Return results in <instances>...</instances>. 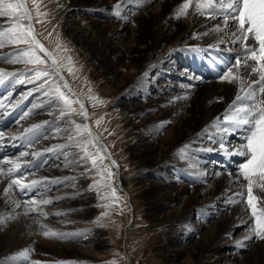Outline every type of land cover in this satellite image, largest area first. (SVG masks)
Returning a JSON list of instances; mask_svg holds the SVG:
<instances>
[{"label": "rangeland", "instance_id": "1", "mask_svg": "<svg viewBox=\"0 0 264 264\" xmlns=\"http://www.w3.org/2000/svg\"><path fill=\"white\" fill-rule=\"evenodd\" d=\"M138 1H122V5L125 4L128 8L137 4L138 6H136L135 10L116 7L117 14H107L100 7L102 2H96V0H36V4L28 0V7L34 17L33 25L37 32L41 33L37 36V39L44 45L47 52L52 53V56L57 59L60 67L59 76L56 75L55 69L51 64V58L47 56L46 52L38 53L46 60V63L36 65L24 63L23 60L26 58L19 57L16 54L28 49L30 47L29 44H8L5 38L4 47H0V61L4 60V56L9 57L11 61H18L14 63L16 65L14 67L17 70L19 69V72L15 74L13 71L15 74L14 78L21 79L32 90V94H36L35 97L39 101L41 100V103L37 100L39 108L35 107L37 110H42L38 118L30 120L31 116L29 115L35 114L36 110H32L33 112L28 114L27 122L31 121L33 123L30 134L33 136L40 131L42 135L44 132L47 135L50 129L53 128L56 133H59V139L62 142L65 140L64 144L59 146V148L55 149L54 147L51 149L50 147L52 146L45 147L46 163L38 160L32 167L25 163L20 164V167H22L21 175L14 176V178H19L23 184H32L33 181H36L34 185H39L38 189L40 191H44V189L52 190L50 191V196L48 195L49 198L55 195V189H59L65 197L57 199L59 202L53 201L57 204L63 202L61 209L64 212L59 211L57 213L58 218L64 219L66 217L67 221L84 219L88 222V224L79 227L77 231L78 241H81L82 237L86 236H89V239L92 237L91 241L99 238L103 240L102 244L95 247L100 255L91 253L85 256L78 246L79 243L72 241L71 238L68 240L72 241L73 245L71 244V247L67 246L62 249L55 241L52 242V237H48L50 242H47L32 234L33 237H30L31 241L29 243H23L22 245V242H17V247L14 246L5 254L6 256L3 255L0 258V264H166V254L159 247L163 242L172 241L173 234H171L170 230L175 225L172 223L167 225L165 223L171 215V210L177 205H181L182 202L184 203L186 197L192 196L197 189H211L206 183L208 179L203 173L204 166L206 167L207 164L198 163V155L196 156L195 153L192 154V151H189L188 144H185L184 136L179 137L175 143L169 144L162 164L154 166L158 158L159 144L162 143V138L169 135V130L174 125V120L167 113H164L165 106L155 102V96L151 94L152 90L150 91L147 87L148 81L151 82L152 80V75L147 69L141 68L147 58V54L142 51L141 46L155 41L157 32L155 22L148 20L141 26L135 21L132 24L130 23L131 25L125 31L127 37L133 38V42L128 40L124 46L120 43V39L113 36V29L119 25L120 21L125 19L124 14L137 15L140 8ZM180 2L178 1L176 5L171 2L169 4L170 7L164 11V15L167 16L170 12L179 11L177 9ZM36 5H39L41 13L46 14L38 18L43 23L36 22ZM67 8H70L71 11L69 15H66ZM5 20L10 22L9 26L12 24L11 17H6ZM211 20L215 21L216 19ZM218 22L217 24L222 23L220 20ZM23 23L27 24V21ZM208 27L199 34L200 37L192 44L179 48L184 51L187 50L191 54L190 58L200 63L201 66L204 62L211 64L214 61V57L217 56L215 53L223 54L224 52L221 51L223 45H220V47L215 44L214 40L219 35L213 28L215 26L209 23ZM177 32H180V30ZM175 38L176 36L174 35L173 39ZM250 40L247 43H252ZM167 41L169 40L167 39ZM226 59V63L230 64L227 57ZM183 61H185L184 58L177 61V63L180 66H184ZM248 63L251 64L252 62L249 61ZM227 64L225 65L227 67H225L226 73L231 65ZM2 65L0 62V66ZM167 65L169 63L162 68L166 69ZM69 68H71V71H69ZM209 68L211 69L212 66ZM238 68L239 70L236 72L232 66V74L234 76L244 75V69L242 67ZM35 69L50 72L52 78L42 77L37 80L34 76ZM222 69L224 71V68ZM161 72L164 71L161 70L159 72L156 81H161L166 77L168 78V76L169 78L171 77L169 74H165L164 76L166 77H160L163 75ZM193 73L195 75L199 74L196 71H193ZM131 74H139L140 77L139 79L136 78V80L130 78L128 81H124ZM255 79L258 80V74L246 76L243 91H241V85L238 80L237 82H229L231 87L229 90L223 91L219 86L220 76L213 74L212 77L200 79V82L193 88L191 95L188 97L193 99L195 115L191 125L184 126V133L207 121L210 118L208 113L211 111L210 113L213 114L211 120L215 124H219V127L216 128L222 132H220L222 139L225 136L222 129L225 126H229L227 121L224 120L225 115L230 113L234 107L241 106V101H236V96L244 97L251 90L248 85L252 84ZM45 80L49 82L44 83ZM13 81L8 85L10 86ZM65 83H67L68 88L64 87ZM57 84L73 100L82 102L88 113L87 120L82 115H76L75 113L72 114L71 118L76 123L87 124L91 132L94 128L98 136L105 142V146L110 153L97 140L94 141V144L87 145V155L83 153L80 146H77L76 140L88 139L89 137H87V134L83 137L77 136L74 131V125L67 123L69 116L67 114L61 115L63 101L59 100L52 92ZM252 87L258 89L259 85H252ZM69 89L71 90L70 92ZM73 93L75 94L74 96L72 95ZM258 96L259 94L256 97L257 101H259ZM92 97H95V99H92ZM156 97L158 96L156 95ZM124 99H133V102L137 101L139 104L126 106L122 104ZM243 103L249 104L253 103V101L244 100ZM28 107L29 112L34 108V106ZM73 107L77 112L80 111L79 103H74ZM23 108H20L18 113H21L24 110ZM18 113L11 111V114L7 115L8 117L5 116V119L2 117L4 125L9 124L11 126L12 118L16 119ZM53 117L66 118V122L61 123L59 119V122L55 123L53 122ZM97 120L100 121L99 125L96 123ZM7 128L3 127L2 130ZM62 131L66 135H63ZM237 133H239V130L232 128L231 135L228 134L226 138L229 137L231 139ZM70 136L73 139L70 140ZM5 138L7 140L10 136H5ZM21 140H25V138L23 137ZM225 141L227 140L224 137L223 142ZM165 144H167V141ZM218 144L214 146H218ZM23 145L26 146L25 144H20L21 147H19L22 148ZM97 149H100V155L104 157L101 168L110 170L112 172L111 178L107 176L106 171L102 177L101 172L91 166L89 157L94 156ZM60 151L62 154L70 152V158L67 160L70 165L65 170L58 165L59 168L57 169L56 162L59 159L55 157L54 165H56L53 166L55 167L54 170L53 168V171L46 168L53 161V156L58 155ZM212 152L205 151L199 157H207L211 162L212 156L209 155ZM233 156L237 159L235 161L236 165L242 158L247 157L238 153ZM112 161L115 164H112ZM227 165V162H225V165H220V167H225V169L228 168L229 170L235 168ZM152 167L161 168L158 172H152ZM36 170L41 171L39 176L36 177L35 174L24 176L26 172ZM139 170L143 174L141 173L138 179L141 181L143 178L144 183L137 181L136 174ZM121 171L126 177L123 183L118 179ZM74 173H79V182H74L71 178ZM170 174L173 177L172 196L175 197L177 195L176 188L187 191L185 194L178 195L176 201L163 200L159 197V192L154 184L158 182L164 183V175ZM148 180L151 181L148 182ZM6 185L8 184L0 185V201L6 192L16 189L13 186L12 189L5 191ZM113 188L115 189V197L112 196ZM28 191L34 193L35 188L32 187ZM244 192H246L245 187ZM254 194L264 198V192L258 189H254ZM53 202L49 204V207L55 208V210L58 209L57 204L53 206ZM192 206L193 201L191 198L186 208ZM54 214L45 218L57 221V216L55 217ZM196 217V214L193 213L188 223L189 226H194L192 222L196 221ZM57 223L60 222L57 221ZM61 225L65 230L64 224ZM58 234L60 235L61 232ZM236 235L237 233H235ZM65 236L67 237L68 235ZM194 238L198 237L193 235L189 245L193 243ZM177 240L182 242L183 239L177 237ZM35 241L36 243H34ZM229 256L231 258L234 257V255ZM241 258L242 256H240ZM200 262L201 258H197L193 264H199Z\"/></svg>", "mask_w": 264, "mask_h": 264}, {"label": "bare ground", "instance_id": "2", "mask_svg": "<svg viewBox=\"0 0 264 264\" xmlns=\"http://www.w3.org/2000/svg\"><path fill=\"white\" fill-rule=\"evenodd\" d=\"M98 1L102 2L100 7L103 11L107 12V14L116 13V7H121L126 10H135L136 6H138L136 4L131 5V7L128 8L127 5H122L123 0H96V2ZM178 1H181L177 9L179 10L185 0H139L137 3L140 4V8L138 9L137 15L124 14V22L120 21L119 25L113 29V36L120 39V43L124 46L128 40L133 42V38L127 37V33L125 31L129 25L134 23L133 21L138 23L139 26L146 23L148 20L155 22L157 31L155 41L141 46L142 51L147 54L146 61L141 68L147 69L150 72V75H152V80L151 82L148 81L147 87L150 91L152 90L151 94L155 96V102L158 104L161 103L165 106L164 113H167L169 117L174 120V125L170 128L169 135L162 138V143H158L159 153L157 162L154 166L162 164L166 156L165 151L167 150L168 145L175 143L177 139L182 136L185 137L184 141L185 144H188L189 151H192V154L195 153L196 156L198 155V163L202 162L207 164L206 167L204 166L203 173L207 177L208 180L206 183L209 187H211V189H202L203 191L197 189L192 196L186 197L185 202H182L183 204L181 203V205H177L171 210V215L165 223H167V225L171 223L175 225V227L170 230L171 234H173V237L171 238L172 241L163 242L159 248L164 254H166V264H193L197 258H201V262L199 264H264V241L256 239L255 237H253L252 240L246 239V237L252 234L250 226L253 224V217L251 216L250 210H246V203L241 201L239 196L235 195L238 192L244 191V186L247 183L241 178L239 172L241 166L247 161L248 157L242 158L236 165L235 161L237 159H235V156L233 155L235 153L237 154V150H241L242 145L246 143V138L250 134L248 132V127L243 126L237 128L239 133L234 134V136L229 139V137L226 138V136L228 134L231 135L232 127L228 126L229 132L224 133L225 140L227 141L223 142L224 146L221 148L218 143L221 141L222 132L216 127H213L215 123L211 120L213 114L210 113V111L208 113L210 120L208 119L201 125H197L196 127L189 129L187 133H184V126L191 125V121L194 119L195 115L193 99L188 98L191 95L193 88L197 86L198 82H200V79H203V77L208 78L209 75L215 74L216 76L218 75L221 77V81L219 83L220 88L223 91L229 90L231 87L229 81L222 79V75L227 74L225 71V65L227 64L226 57L228 58L230 64L234 67V70L237 72V70H239V66H235L234 59L243 57L244 45L237 43L236 37L231 35L232 32L236 31V29L232 27L233 21L229 20L228 26L225 27L224 21L219 15L215 18H211L216 19L215 21L211 20L207 15H199L195 12L196 0H193L192 4L186 10L188 13L186 16H178V11H175L174 13L170 12L169 15L165 16L164 11L170 7L169 4L174 2V5H176ZM225 2H227V0H225ZM70 12L69 8L66 11V15L71 14ZM5 18L6 17L0 18V32H5L9 29L10 22L5 20ZM218 20L222 23L217 24ZM209 23L215 26L213 27L214 29L217 26L220 27L221 31H216L219 35L214 41L215 44L219 46L223 45L221 51L224 52L223 54L215 53L217 56H213L214 61L211 64L205 62V64L209 67L212 66V70L210 69L211 71L207 72L201 67L200 63H197L195 60L190 58L191 54H189L187 50L184 51L179 48L192 44L198 37H200L199 34L202 31L209 28ZM179 30L180 32H177ZM174 35L176 36L175 39H173ZM237 35H239V33H237ZM167 39L169 41H167ZM183 58L185 60L183 61L184 66H180L177 61ZM10 61L11 59L6 56H4V60L0 61L1 64H3L0 66V88H2L5 92L0 98V120H2V117L5 119V116H9L11 111H16V113H18L20 108H25H23L24 110L21 113L17 114L16 119L12 118V121L10 120L11 126L7 129L2 130L3 126L1 125H4V123L3 121V124L0 123V127H2L0 129V158H2L0 159V173H7L9 169H15L14 166L16 164L20 165L25 163L32 167L38 160L46 163L47 157L46 152L44 151L45 147L52 146L50 147L51 149L54 147L56 149L59 148V146H62L65 141L64 140L62 142L59 139V133H56L53 128L50 129L48 133L46 132L47 135L44 134L45 132L42 135L40 131L33 136L30 134L33 123H31V121L28 123L27 119L29 116H31L30 120L38 118V115H40V111L42 110L35 109L36 106L39 108V105L37 104L38 99L35 97L36 94L33 95L32 90H30L29 86L24 84L21 79L19 80L18 78H14L15 74L19 72V69L17 70V68L14 67L16 65ZM168 63L169 65H167L168 67H166V69L162 68ZM192 63H194L193 65H195V68L189 66ZM222 68H224V71ZM160 69L164 71L161 72L163 75L160 77H166L164 76L165 74H169L171 77L169 78L168 76V78L166 77L161 81H156L157 76L161 71ZM193 69L199 70L200 73L195 75L193 73ZM139 77V74H131L125 78L124 81H128L130 78L136 80V78L139 79ZM230 79L231 77H229V80ZM12 80L14 81L9 86L8 84ZM72 91L75 92L73 89ZM156 95L158 97H156ZM262 99H264V94H259L258 100ZM40 101L39 103H41ZM122 102V104L126 106H132L137 103L139 104L137 101L133 102V99H124ZM31 104L33 105L31 106ZM33 106L34 108H32L29 112L27 107L30 108ZM32 110H36V113L31 114L33 112ZM28 114L31 115L28 116ZM53 118V122L55 123L59 122V119L61 123L66 122V118ZM89 123L92 124L91 122ZM62 134L66 135L63 131ZM92 134L96 137V140L100 143V145L109 152L105 146V142L98 136L97 131L94 128L92 130ZM5 136H10V138L5 140ZM23 137L25 140H21ZM224 137H222V140ZM13 138L15 144L10 145L9 142ZM165 140L167 141V144H165ZM20 144H25L26 146L23 145V147L20 148ZM215 144H218V146H214ZM208 149H212L213 151L209 155L212 156L211 162L207 159V157H199L202 153L208 151ZM60 153L53 156V161L46 168L53 171L55 168L53 166L56 165H54V162L57 157L59 159L58 161L56 160L57 169L59 168L58 165H60V167L62 166L64 170L70 165L67 163V160L70 158V152L62 154L60 151ZM77 162L79 161L77 160ZM225 162H227V166L235 168L229 170L228 168L225 169V167H220V165H225ZM160 168L161 167H152V172H158L160 171ZM39 173L41 174V171L36 170L26 172L24 176L35 174L37 177L39 176ZM79 173H74L71 176L74 182H79ZM141 173L142 171L139 170L136 174V178L138 182L144 183L143 178L141 181L138 179ZM164 178L165 184L158 181L157 184L153 182L159 192L158 196L163 200L168 199L170 201H176L178 195L187 193L184 189L176 188L177 195L175 197L172 196L173 177H171L170 174L164 175ZM8 179L10 181L9 176L0 174V185L8 184ZM118 179L121 183H123L126 179L125 174L122 171L119 174ZM149 181L151 180H148V182ZM32 185L33 184H30L29 186L32 188ZM15 187V190L12 189L13 191L10 190L11 192H6L0 201V220L5 221L0 224V258L14 248V246L17 247V242H22V245L23 243H29V241H31L30 237L32 234L36 235L43 241L50 242L48 237L43 235L44 231L49 230L56 232L57 234L61 232L63 235H68L67 238L64 239L52 238V242L55 241L60 247H62V249L67 246L71 247V244L73 245L72 241H77L79 243V248L85 256L91 253L97 255L99 254L95 247L103 243L101 238H99L100 240L96 239L91 241L90 239L92 237L89 239V236H86L82 237L81 241H78L77 231L80 226L88 224L86 220L81 219L78 221H67L65 219L66 217L64 219L60 217L58 218L57 213L59 211L64 212V210L61 209V207H63V202L57 204L53 201H58L57 199H63V197H65L59 189H55V195L53 194L54 196L49 198L48 195L50 196V191L52 190L44 189V191H40L38 189V187H40L39 185H33L35 192L37 193L34 192L31 196H25L19 191L18 186ZM27 192L29 191L27 190ZM191 198L193 206L186 208ZM46 200L50 201V203L53 202V206L57 204L56 206L59 208L56 210L55 208L52 209V207H49L50 203H43ZM232 200L241 202L231 203L230 201ZM33 202H35V205ZM17 205H20V207H17ZM36 205H39V207H36ZM258 206L263 205L258 204ZM26 212L27 215L25 214ZM53 213L56 214H54V216H57V221L60 223H57L56 220L52 221L45 218L47 216H53ZM193 213L197 216L196 221L192 222L194 226H189L188 223ZM61 224H64L63 227L65 226V230L61 227ZM41 225L44 227L42 228ZM235 233H237L236 236ZM193 235L198 238H194L195 240L193 239V243L189 245L190 239ZM177 237L179 239L181 237L183 239L182 242H178ZM69 238H71L72 241L68 240ZM34 243H36V241ZM229 255H234V257L231 258ZM240 256H242L241 259Z\"/></svg>", "mask_w": 264, "mask_h": 264}, {"label": "snow or ice", "instance_id": "3", "mask_svg": "<svg viewBox=\"0 0 264 264\" xmlns=\"http://www.w3.org/2000/svg\"><path fill=\"white\" fill-rule=\"evenodd\" d=\"M33 4H36V0H31ZM193 0H185L178 11V16H186L187 9L192 4ZM37 6L36 17L37 23H43L38 18L45 13L39 11V5ZM195 12L201 16L207 15L209 18H215L217 15L221 16L225 27L228 26L229 20L233 21L232 27L236 31L232 32L231 35L236 37V42L244 45V54L242 59L235 60V66L242 67L244 69V75L234 76L232 74V66L230 65L227 74L222 75V79L232 82L239 81L241 85V91L244 88V80L246 76L252 74H258V80H253L252 84L248 85L251 89L244 97L239 95L236 96V101H241V106L234 107L233 110L226 114L224 120L227 124L234 128L248 126V132L250 133L246 138V143L242 145L241 150H237L239 155L247 156V161L241 166L240 174L244 181H246V192L241 191L235 195L241 198V201L246 203L247 209L250 210L251 216L253 217V224L251 227V235L246 237L248 240H252L253 237L264 241V198L257 194H254V189H258L264 192V99L257 101V94H264V0H196ZM11 17L12 24L6 33L0 32V47H4V40L7 39L8 44L25 43L29 44L30 47L17 53L19 57H25L24 63H32L36 65H42L46 63V60L41 57L39 52H46L47 56L51 58L52 67L55 69L56 75L59 76L60 67L56 58L52 56V53H48L41 44L37 36L38 33L33 25V15L28 7V0H0V18ZM27 21V24L23 23ZM215 31H221L220 27L217 26ZM239 33V35H237ZM251 39L252 43H246ZM252 61L254 63H248ZM10 62H18L12 60ZM71 71V68H69ZM34 76L37 80L42 77L52 78V74L46 70L35 69ZM231 77V80H229ZM62 78V77H61ZM49 81L45 80L44 83ZM252 85H259L258 89L253 88ZM65 88H68L67 83L64 84ZM71 90L69 89V92ZM53 94L58 97L59 100L63 101V109L61 115L67 114L69 120L67 123L74 125V131L77 136L83 137L87 134L88 139L76 140L77 146L81 147V150L85 155L88 154L89 144H94L96 137L93 136L90 127L87 124L76 123L72 119V114L82 115L85 120L88 119V113L84 107V104L78 100H73L70 95L65 94L57 84L52 90ZM48 94V93H46ZM75 95L74 93L72 94ZM95 99V97H92ZM244 100L253 101V103L245 104ZM74 103H79L80 111L73 107ZM219 120V118H217ZM99 125L100 121H96ZM213 127H219V124L213 125ZM224 133L229 132V127L225 126L223 129ZM73 139V137H69ZM223 140L221 139L219 147H223ZM212 151V149H208ZM91 166L101 172L103 177L104 172H107V176L111 178L112 172L107 169H102L104 157L100 155V149L94 156L89 157ZM99 160V164H98ZM112 164H115L112 161ZM15 169H19L20 165L16 164ZM13 169H9L7 173H0L10 177V183H8L5 191L18 186L19 191L23 192L30 186L21 183L19 178H11ZM36 181H33L34 185ZM110 186V185H109ZM112 196L115 197V189H112ZM241 201L232 200L231 203H238ZM44 204L50 203V201H44ZM35 205V202H33ZM20 207V205H17ZM39 207V205H36ZM27 215V212L25 213ZM107 215V213H105ZM4 220H0V224L4 223ZM43 228L44 226L41 225ZM45 237L67 238L65 235H58L53 231H44Z\"/></svg>", "mask_w": 264, "mask_h": 264}]
</instances>
